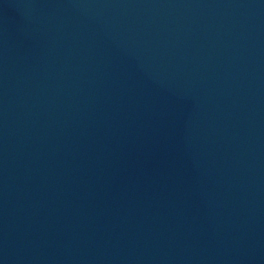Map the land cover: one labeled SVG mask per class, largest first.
Masks as SVG:
<instances>
[{
    "label": "water",
    "instance_id": "95a60500",
    "mask_svg": "<svg viewBox=\"0 0 264 264\" xmlns=\"http://www.w3.org/2000/svg\"><path fill=\"white\" fill-rule=\"evenodd\" d=\"M0 264H264V0H0Z\"/></svg>",
    "mask_w": 264,
    "mask_h": 264
}]
</instances>
